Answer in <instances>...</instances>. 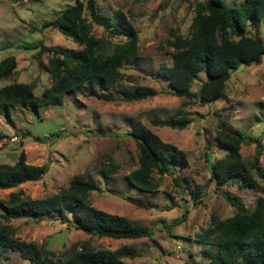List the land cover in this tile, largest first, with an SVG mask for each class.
<instances>
[{"label":"rangeland","instance_id":"374dc122","mask_svg":"<svg viewBox=\"0 0 264 264\" xmlns=\"http://www.w3.org/2000/svg\"><path fill=\"white\" fill-rule=\"evenodd\" d=\"M193 1L95 0L102 13L119 9L137 34V53L120 66L121 78L115 84L116 90L97 89L111 99L88 93L83 84L63 94L57 105L34 108L15 105L6 115L0 113V163L13 162L22 151L26 163L47 166L35 180L0 188V199L18 189L29 197H42L65 187L72 177L90 178L98 184V189L87 195L91 205L151 227V235L98 236L67 225L57 216L4 218L0 204V225L14 237L42 245L58 258L85 242L94 248L132 245L138 254L123 257L128 264H183L192 258L204 262L200 250L212 245L201 242L197 233L210 226L211 217L222 218L235 210V205L221 192L238 196L248 209L253 206L259 191L239 188L235 182L218 186L210 179L208 166L223 155L214 137L217 124L224 121L244 135L239 144L243 160L250 163L256 157L264 170V57L232 69L222 96L210 103L172 94L166 81L156 73L160 63L170 64L171 48L165 42L169 32L181 35L190 32ZM222 1L234 5L240 0ZM71 2L0 0V59L12 55L15 60L14 71L0 77V86L22 81L38 94L49 84L47 58L51 51L23 48L21 44L40 39L44 45L79 48L80 45L55 27L41 26L42 21L53 18ZM82 15L89 19L85 10ZM91 31L105 37L104 29L93 22ZM245 31L264 41V18L247 24ZM112 40L123 37L114 36ZM203 78L200 73L190 82L189 89L196 91ZM135 85L150 93L135 100L123 99L119 87ZM176 109L177 114L182 111L190 119L182 128L166 124ZM134 120L181 148L187 160L186 166L175 167L169 173L153 169L151 176L156 189L149 191L136 189L125 177L137 164L135 142L125 134ZM35 136L42 140H35ZM102 168L110 169L106 176H102ZM253 176L261 183L256 174ZM0 264H28V260L9 249L5 256L0 255Z\"/></svg>","mask_w":264,"mask_h":264},{"label":"trees","instance_id":"16d2710c","mask_svg":"<svg viewBox=\"0 0 264 264\" xmlns=\"http://www.w3.org/2000/svg\"><path fill=\"white\" fill-rule=\"evenodd\" d=\"M71 1L60 8L53 18L42 21L41 26L55 27L80 47L71 49L44 45L40 39L22 43L23 48L38 47L51 51V56L47 58L50 82L38 94H34L31 86L22 81L1 85L0 113L6 115L15 105L33 108L57 105L63 94L83 84L89 89L88 93L111 99L97 89L116 90L115 84L121 78L120 66L131 61L137 53L136 31L119 9L102 13L95 0ZM84 10L89 19L82 15ZM193 10L188 34L169 32L165 42L171 48L170 64L160 63L156 73L166 81L172 94L195 98L199 103H210L222 96L232 69L240 64L256 63L264 57V41L245 31L247 24L264 18V0H240L234 5H226L222 0H194ZM91 22L104 29L105 37L91 31ZM118 35L123 40L113 41L112 37ZM14 67L12 55L1 58L0 77L10 75ZM200 73L204 78L196 91H191L190 82ZM119 89L125 100L139 99L150 93L143 91L139 85L120 86ZM183 102L185 104L186 101ZM177 113L178 109L166 122L168 126L182 128L189 122L190 119L182 111ZM125 134L131 136L136 145L137 164L125 174L129 184L136 189H156V181L151 176L153 169L158 173H169L175 167L186 166V156L181 148L162 140L139 120H134ZM34 139L42 140L37 136ZM214 140L223 150V155L208 166L209 177L214 184L219 186L235 182L239 188H252L259 194L248 209L238 196L222 191L224 197L235 205L234 212L222 218L211 217L210 226L197 233L201 242L212 245L200 250L205 261L192 258L183 264H264V170L257 164L256 157L250 163L241 157L239 144L244 135L238 129L220 121ZM46 168L44 163H26L20 151L13 162L0 163V188L35 180ZM109 170L102 168V176H106ZM253 174L260 178L261 183L255 180ZM97 189L98 184L90 178L72 177L65 187L42 197H29L19 189L10 191L5 199H0L2 216L33 219L57 216L67 225L85 233L113 238L151 235V227L91 205L87 195ZM9 249L17 251L28 260V264H128L122 258L138 254L130 244L94 248L81 242L67 255L53 257V251L14 237L0 225V255L5 256Z\"/></svg>","mask_w":264,"mask_h":264}]
</instances>
